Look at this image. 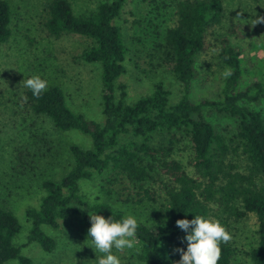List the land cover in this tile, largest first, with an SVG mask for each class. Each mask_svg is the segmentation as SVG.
Listing matches in <instances>:
<instances>
[{
	"label": "trees",
	"instance_id": "obj_1",
	"mask_svg": "<svg viewBox=\"0 0 264 264\" xmlns=\"http://www.w3.org/2000/svg\"><path fill=\"white\" fill-rule=\"evenodd\" d=\"M127 1L99 0L94 11L80 15L67 0H50L45 5L44 28L49 36L78 35L91 40L79 58L98 66L100 118L92 120L72 109L57 84H48L39 98L26 90L25 103L32 114L50 120L57 132H74L83 141H66L59 153L60 174L42 180L43 196L38 206L25 209L26 225L0 205V264H32L17 243L23 229L28 243L52 253L56 240L49 232L58 230L61 221L87 220L90 214L114 221L133 215L140 225L136 259L142 264H164L163 244L173 252L187 248L186 233L176 221H190L195 215L208 219L212 211L225 228L228 220L255 216L257 243L247 255L251 264H264V115L245 105L264 101V72L240 89L241 52L223 38L218 59L223 72L231 68L233 75L223 77L217 100L192 102L196 58L206 48L208 31L224 19L225 9L222 0H182L176 4L174 26L156 37L149 52L153 67L163 69L181 86L179 100L171 103L170 90L157 81L149 94L128 102L127 87L118 82L126 74L127 48L116 24ZM10 20L9 5L0 0V45L11 36ZM212 114L231 119L232 129L212 125L206 119ZM182 143L190 149L188 164L194 175L172 157ZM240 156L246 162L242 172L236 164ZM122 181L136 190L138 199L131 204L157 205L150 206L151 216L143 218L125 210L115 189ZM86 183L96 189L92 199L81 192ZM155 183L162 196L150 187ZM220 247L222 259L217 264H231L234 249L230 243ZM175 256L181 259L179 253Z\"/></svg>",
	"mask_w": 264,
	"mask_h": 264
},
{
	"label": "rangeland",
	"instance_id": "obj_2",
	"mask_svg": "<svg viewBox=\"0 0 264 264\" xmlns=\"http://www.w3.org/2000/svg\"><path fill=\"white\" fill-rule=\"evenodd\" d=\"M10 9L9 40L0 45V205L13 211L19 221L25 224L24 212L28 207L39 204L43 191L40 184L50 175L58 176L61 154L66 141L82 142L83 138L74 132H57L50 120L35 116L23 100L27 90L22 81L34 75L48 84L59 85L68 105L75 111L86 114L92 120L100 118L99 69L97 65L86 64L79 58L91 40L78 35L49 36L44 28L45 5L50 0H4ZM76 15L96 9L99 0H67ZM182 0H128L121 17L116 21L122 31L127 54L126 74L119 79L127 87L128 102L151 92L157 81H163L171 92L170 102L181 96V86L163 69L153 67L150 58L156 37L174 26L176 4ZM225 17L219 26L210 29L206 36V48L196 58V76L191 83L190 99L217 100L223 80V68L218 59L220 41L225 38L241 52L244 75L240 89L253 82L264 72V24L252 26L258 16H264V0H222ZM160 35V36H158ZM218 50V51H214ZM250 109L264 115V101L245 103ZM218 129L233 125V121L212 114L206 118ZM232 129V126L229 128ZM194 175L188 161L191 158L187 143H182L172 155ZM22 160H27L24 164ZM240 171L246 162L242 156L236 159ZM161 194L158 184H150ZM126 211L138 216H151L156 204L144 201L133 205L138 199L135 188L122 181L115 186ZM81 192L88 199L96 195V189L89 183L83 184ZM130 200H126V199ZM162 202V199H161ZM212 211L210 220H218ZM144 218V217H143ZM87 220L73 218L61 221L59 229L49 232L56 240L52 253L43 252L35 243L26 240L23 229L17 240L21 253L32 264H95L100 253L92 249ZM232 235L230 245L234 249L231 264H251L247 253L257 243V222L253 214L240 220H228L227 227ZM138 246L124 252H117L121 264H142L136 259ZM164 264L179 261L166 244L161 247ZM6 264H17L9 261Z\"/></svg>",
	"mask_w": 264,
	"mask_h": 264
},
{
	"label": "clouds",
	"instance_id": "obj_3",
	"mask_svg": "<svg viewBox=\"0 0 264 264\" xmlns=\"http://www.w3.org/2000/svg\"><path fill=\"white\" fill-rule=\"evenodd\" d=\"M251 24L253 27L264 24V16H258ZM222 75L227 79L233 75V70L226 67ZM22 83L36 98L48 88V82L38 75L23 80ZM23 100L26 102L27 97H23ZM90 223L87 235L92 249L95 253H100L95 264H121L120 258L113 254V249L124 252L136 247V234L140 225L133 215L128 214L121 220L114 221L112 218L90 214ZM176 226L186 233L184 240L187 248L174 249L181 257L175 264H217L222 259L220 245L232 240L231 233L218 220L205 219L201 215H195L190 221L177 220Z\"/></svg>",
	"mask_w": 264,
	"mask_h": 264
}]
</instances>
